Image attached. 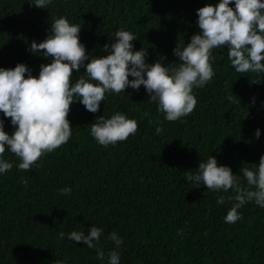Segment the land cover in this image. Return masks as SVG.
Here are the masks:
<instances>
[{
    "label": "trees",
    "instance_id": "trees-1",
    "mask_svg": "<svg viewBox=\"0 0 264 264\" xmlns=\"http://www.w3.org/2000/svg\"><path fill=\"white\" fill-rule=\"evenodd\" d=\"M29 2L0 0V67L23 64L36 77L51 61L30 45L46 39L56 18L81 25L79 41L90 57L110 54L104 45L124 29L138 38L131 42L134 51L147 49V64L171 66L179 64L174 48L201 32L196 10L219 0H52L43 10ZM210 63L214 76L193 89L197 103L182 122L166 120L143 86L126 88L106 93L96 113L72 103L69 141L28 172L6 149L3 159L13 167L0 175V264H106L114 248L106 237L113 231L123 238L120 264H264V208L246 203L238 209L241 220L225 223L235 194L184 179L211 156L246 187L240 169L264 155V73H237L226 48L213 49ZM83 73V67L74 70L72 82ZM117 111L135 119L137 131L114 146H100L89 134L91 124ZM10 119L0 113L9 135L15 130ZM66 185L71 194L60 195ZM219 196L225 197L220 205ZM91 226L103 229L98 247L104 262L95 249L60 237L87 234Z\"/></svg>",
    "mask_w": 264,
    "mask_h": 264
},
{
    "label": "clouds",
    "instance_id": "clouds-1",
    "mask_svg": "<svg viewBox=\"0 0 264 264\" xmlns=\"http://www.w3.org/2000/svg\"><path fill=\"white\" fill-rule=\"evenodd\" d=\"M52 0H31L30 5L47 9ZM233 5L229 7V5ZM196 23L201 30L194 34L187 45L175 47L173 55L179 64L165 66L160 61L147 64V49L133 50L137 36L131 31L119 29L105 44L107 54L99 58L86 55L85 46L79 41L81 25L70 23L61 16L53 20L50 34L42 42L33 41L32 53L50 58L41 65L38 76L23 64L14 68L0 67V113L10 119L14 132L4 131L0 120V175L10 171L12 163L3 159L6 149L19 158L18 168L28 172L46 153L66 144L72 136L70 122L66 118L70 105L77 100L91 113H96L106 93H124L126 88L139 90L144 87L149 101L157 103V110L168 121L188 116L196 106L194 88H203L214 76L210 63L212 50L226 48L230 65L237 73H264V0H219L215 6L206 4L196 10ZM87 61V63H85ZM84 73L73 83V71ZM27 73V78H25ZM132 77L133 79H129ZM231 93L226 97L232 100ZM99 123L91 124L90 135L100 146L116 145L137 131V121L117 111L110 118L99 117ZM157 133L160 131L156 129ZM255 136L259 138L260 130ZM241 177L232 174L228 166H218L214 157L201 160L194 172H185L184 179L207 190L235 195L234 203L224 217L225 223L242 219L238 209L254 202L264 208V155L258 164H244ZM197 187V188H198ZM71 187L58 189L60 195H70ZM217 204L225 202L217 197ZM103 229L91 226L87 234L72 231L60 233L61 239L82 242L88 249L96 250L97 260L105 261V252L98 247ZM114 244L107 253L106 264H120L119 247L123 238L113 231L106 237Z\"/></svg>",
    "mask_w": 264,
    "mask_h": 264
}]
</instances>
